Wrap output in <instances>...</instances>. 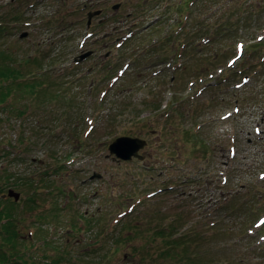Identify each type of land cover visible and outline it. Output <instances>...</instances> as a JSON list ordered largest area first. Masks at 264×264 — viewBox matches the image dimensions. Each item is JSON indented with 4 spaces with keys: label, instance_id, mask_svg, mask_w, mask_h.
<instances>
[{
    "label": "rangeland",
    "instance_id": "1",
    "mask_svg": "<svg viewBox=\"0 0 264 264\" xmlns=\"http://www.w3.org/2000/svg\"><path fill=\"white\" fill-rule=\"evenodd\" d=\"M262 2L246 0L245 9ZM181 3L0 0L5 19L21 21L0 41V52L12 56L6 70L20 71L26 57L46 51L53 82L34 93L0 77V101L15 95L13 107L0 109V200L8 205L15 201L10 190L21 194L18 264H170L158 249L173 220L182 233L223 220L197 250L205 264H264V227L255 226L264 215V10L214 44L190 38L188 51L175 57L170 50L196 33L198 21L193 14L182 38L166 46L186 18L177 12ZM101 9L87 28L88 12ZM60 15L67 16V32L57 29ZM240 42L247 66L243 57L233 68L227 64ZM85 53L91 55L77 68ZM59 71L70 77H55ZM242 71L249 81L237 88ZM19 108L29 113L21 116ZM125 136L147 142L143 160L110 153ZM94 174L100 178L92 180ZM28 180L38 187L23 185ZM31 197L37 203L28 207H38L22 211ZM226 200H240L248 213L216 208ZM3 236L0 244L9 249Z\"/></svg>",
    "mask_w": 264,
    "mask_h": 264
},
{
    "label": "trees",
    "instance_id": "2",
    "mask_svg": "<svg viewBox=\"0 0 264 264\" xmlns=\"http://www.w3.org/2000/svg\"><path fill=\"white\" fill-rule=\"evenodd\" d=\"M224 3H226V0H220L219 2H215L213 4H209V0H182V3L179 5V8L177 9V12L178 14L181 15V17L186 16V18L184 20V23L180 25L178 28L180 32L176 31L170 34V38H168L166 46H172L175 42V39L178 40L182 38V30L188 28L190 18L193 14L195 15L196 18H198L196 24L197 30L195 31L193 30V32H196L193 35H190V33L188 32L185 38V43L184 44L180 43L178 50L173 48L170 50V52L174 54L175 57L178 56L179 55L178 53L181 50V46H184V49L181 53L183 54L184 51L187 52L188 50H186V48L192 44V40L190 38L197 37L196 40L194 41L197 43V45L202 43L204 40H206L205 43L206 46L227 39L229 37H232V33L234 31H238L239 29V25H238L239 22L245 21L247 16L249 15L250 16L257 15L260 11L264 10V2H262L261 5H257L256 8H252V10H249L248 8L245 9V6L247 7V5L245 4L246 0L245 2L242 3L240 0L233 5L231 4L230 6L233 8L229 10H226V8H224L223 6ZM5 16L6 15L3 12H0V41L9 39V37L12 35V31L18 29L16 25L19 24V22H21L20 20L14 18L11 14L10 17L7 19H5ZM18 17L20 16H17V18ZM56 20H58L57 22L60 23L57 29L60 31L67 32L69 28L67 27L66 24H64V21L68 20L67 16L60 15L58 18L55 19V21ZM55 21L50 20V22L48 23V27L51 28L52 26H54ZM254 51L255 49L251 48L249 54L253 53ZM245 53H246V48L244 50V54ZM2 55L5 56L3 57V61L1 59ZM45 56H47L46 51L39 52L33 57L32 55L26 57L24 59L25 61L23 62V64H26L25 67L22 65L20 71L13 68H9V72H8L6 70L8 68L5 67V62L7 63V61H9V59L12 58V56L11 54L6 53V51L0 52V77L3 78L4 80H8L9 78H16V82H17L16 85H18L20 91L30 90L34 93L35 92L40 93L41 91L48 90L53 84V82L50 81V75L47 72L48 64L51 65V63H49L51 59H49L50 56H47L46 58ZM246 60L247 58L244 57L242 61V63L244 62L242 64V68H246L247 66L245 63ZM23 68H25L24 71L22 70ZM116 69L117 67H115L113 70ZM233 74L235 75L234 80L237 81L239 78L238 75L235 73V71L233 72ZM244 76L250 77L249 73L246 72L244 73ZM55 77L69 78L70 76L67 75L66 72L59 71ZM3 79H1V81H3ZM36 95L38 96V94ZM5 97H6L5 100L0 101V109L2 110L13 107L15 100V95L11 92L7 94ZM18 111L19 113H21V116H26L27 113H29L28 109H26L25 111L23 110L21 111V109L19 108ZM179 111H181V109ZM26 141L30 146L31 145L30 140L24 139V143ZM20 181H23V178H20ZM18 182H16V184ZM23 185L27 187H34L35 189L38 187L37 186L38 183H35L32 180H28L24 182ZM46 187L48 188L50 187V185ZM53 187L54 186H52L51 188ZM49 189L47 190V192L50 193ZM13 200L15 199L13 198ZM3 201L4 200H0V235L3 236V234H6V236H3V240L4 242L10 244L9 245L10 248L7 249L4 247L3 244H0V264H18L17 260L19 258V255L17 253L16 255H14L13 251L17 250L16 248L18 245V241L20 239V235L17 232L18 218L16 217V213L20 210V206L16 204L15 201H9L8 205H5ZM239 201L240 200H235V201L227 200V202H224L221 205V209H226L228 211L230 210L232 211V214L237 213L236 209H238V211L240 209L247 210L246 204L240 205ZM30 202H32L33 204L37 203L33 197H31V199L29 198L28 202H25V204L22 205V211L24 210L25 206L28 207V204ZM231 202L232 204H230ZM37 207H38L37 205L36 206L31 205V208L29 207L28 208L29 210H34ZM36 215L41 217L40 214H36ZM205 219L208 220L207 218ZM222 221L223 220L221 221L216 220V222H214L208 220V222H205L203 225H200L199 227V228L204 227V230L191 228L183 233L179 232L180 230L178 229L175 231L176 226H174V224L176 222L174 220L171 221L170 224L171 226L165 228V229H169L168 231H166L168 233V235L166 236H169L168 240L163 247L158 249V254L160 255V258L162 259L166 258L168 261H170V264L171 262H174L175 264H184L186 262L193 264L207 263V261L204 259L205 255L203 253H198L197 250L200 247L201 242H203V239L207 240V238H211L213 237L214 234H217L218 232L217 227L220 226V222L222 223ZM162 234L164 235L165 232ZM246 235L250 239H253L252 234H248L247 231H246ZM248 237H247V241L250 242L249 245L250 246L254 245V242L252 240L250 241ZM198 259H201V261L198 262Z\"/></svg>",
    "mask_w": 264,
    "mask_h": 264
},
{
    "label": "water",
    "instance_id": "3",
    "mask_svg": "<svg viewBox=\"0 0 264 264\" xmlns=\"http://www.w3.org/2000/svg\"><path fill=\"white\" fill-rule=\"evenodd\" d=\"M119 5L114 6L115 9H117ZM101 11L96 12H90L88 14V27L91 26L92 19L98 15H100ZM28 36L27 33L23 34L21 37L26 38ZM91 53H86L80 58L76 59V62L80 63L84 60H86ZM147 145V142L141 138H133V137H120L115 142H113L110 147V153L115 154L117 159L124 160V161H131L134 158H138L140 160H143L144 157H142L139 152L140 150L144 149ZM100 178V175L94 174L91 176V179ZM8 196L11 198H14L15 201H18L21 197L20 193L15 192L14 190H10L8 193Z\"/></svg>",
    "mask_w": 264,
    "mask_h": 264
}]
</instances>
